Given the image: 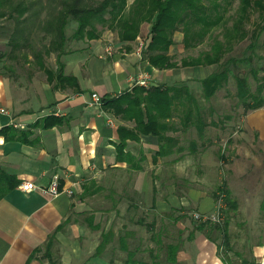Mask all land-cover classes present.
Listing matches in <instances>:
<instances>
[{
    "label": "crops",
    "instance_id": "0c3cea01",
    "mask_svg": "<svg viewBox=\"0 0 264 264\" xmlns=\"http://www.w3.org/2000/svg\"><path fill=\"white\" fill-rule=\"evenodd\" d=\"M130 43L108 29L85 47L66 53L64 73L76 78L75 87L71 82L50 83L39 72H7L4 64L0 68V106L9 111L0 114V264H113L108 245L95 254L101 232L110 225L102 229L103 210L93 208L90 199L111 186L109 182H114L118 194L115 210L133 196L139 212L146 210L144 218L170 208L166 199L154 197L151 175L158 173L164 159L154 160L156 139L127 140L130 152L137 155L142 148L145 155L141 169L128 168L116 160L117 126L123 122L103 104L90 103L92 92L117 95L131 88V76L141 71L162 82L166 73H172L150 66ZM47 116L53 118L45 120ZM54 173L60 176L61 192L56 196L39 189ZM25 180L35 187L22 190ZM187 194L186 205L192 202L200 214L213 213L200 212L213 204L201 191L190 189ZM165 221L160 218L161 224ZM147 233L138 229L127 239L128 248L135 243L151 246ZM118 235L115 250L123 258L127 251L119 246ZM217 243L195 231L176 259L180 264H227ZM245 247L252 258L247 264H264V242L247 238Z\"/></svg>",
    "mask_w": 264,
    "mask_h": 264
},
{
    "label": "rangeland",
    "instance_id": "374dc122",
    "mask_svg": "<svg viewBox=\"0 0 264 264\" xmlns=\"http://www.w3.org/2000/svg\"><path fill=\"white\" fill-rule=\"evenodd\" d=\"M132 1L127 0V3L130 5ZM57 2L58 0L3 1V5L0 7L4 12V15L0 16V68L4 64L7 72L9 69L21 73L31 71V73L39 72L44 76L45 72L38 67V60L35 58L38 54L39 61L43 62L46 67L56 68L57 52H45L50 35L44 32L42 23L50 13H54L52 11ZM199 2L209 8L210 12L213 10L220 12V21L213 28H203L202 34L205 37L201 43H194V40L199 37L202 28H198L196 25L191 26L187 39L190 40L188 45L191 43L189 46L182 42L183 33L179 29L180 26L175 28L171 36L169 35L172 43L167 47V54L170 56V61L173 62L168 69L172 70V73L165 74L164 82L160 79L150 78L147 87L162 83L187 85L200 103V112L206 126L201 137L194 125L189 124L186 127L180 125L179 118L182 114L172 118L177 130H169L167 134L176 135L177 143L181 147L180 150H175L163 157L159 170L156 171L158 172L156 173L157 177L154 176L155 174L151 175L155 186L154 197L166 199L167 206L170 207L167 210L168 214L172 216L181 214V217L176 221H165L168 222L166 226L170 229L175 230V226L180 228L181 235L191 231L198 222L195 221L196 218L193 217L192 212H199V210L193 206L192 202L188 205L185 204L184 198L188 196L187 191L190 189L201 191L202 196L207 197L213 204L207 210L200 212L215 214L217 212V216L211 222L217 223L221 228L224 227L223 222L228 221L226 230L232 250L227 249L225 242L223 243L221 232L219 233L217 229L212 230L213 237L219 238L221 244L219 253L222 257L227 256V264H245L242 263L241 258L247 264L252 259L245 247L247 238L254 242H264V208L261 207L264 199V88L261 93L263 96L262 105L256 109H248L245 113V108L236 95L233 74L246 76L250 90L254 91L257 83L254 73L257 74V77L263 73L264 0H248L247 7H244L245 12H242L243 2L240 3V0H200ZM146 5L147 7L140 8V12L148 13L139 18L136 36L128 40L134 51L139 39L147 45L152 37L151 16L154 12L152 0H149ZM174 6L181 7L182 3L176 1ZM21 8H25L22 16L18 14V10ZM74 26H76V22L69 19L65 26L67 37L71 36ZM224 26L232 28L233 33H237L241 29L245 30L246 36L238 37L235 34L231 37V48L224 54L223 59L227 57L237 59L234 64L230 65L233 74L228 76L227 83L211 97L204 98L201 94L200 79L213 70L219 69L220 66L203 63L184 67L180 65V62L185 58L195 57L209 50L212 38L206 36L207 33L215 34L222 41ZM95 27L98 29L99 37L104 30H111L106 25L99 23ZM251 31H258V36L252 37ZM92 39L70 40L68 49L74 51L85 47ZM12 41H16L17 45L15 46ZM250 42H253V46L249 45ZM156 44L155 50L164 47L159 41ZM152 52L154 51L152 50ZM148 54H151V51L144 48L141 57L147 60ZM64 55L65 53L61 55L60 60H63ZM174 72L177 75H174ZM111 113L116 119L123 122L121 125L126 128L133 127L134 124L127 123L131 122V119L120 118L119 115ZM108 184L111 186L97 192L98 194L90 199L93 208H102L103 210L102 229L109 224L114 232L113 241L107 245L113 264H119L125 255L122 258L118 255L120 251L115 250L116 234L124 227L134 233L138 229L144 231V226H141L136 220L145 217L146 210L139 212L138 207H134L135 196H133V200L124 198V202L120 203L115 210L113 202L118 194L114 191V182ZM218 187L229 189L231 198L237 202L236 208H230L223 202V198L217 190ZM171 207L176 208V211L174 209L170 211ZM160 215L162 213L153 211L144 219L153 218L158 227ZM206 216L211 217L209 214ZM164 219H167V216ZM176 235L177 232L173 231V238ZM171 239L169 236L168 240ZM166 241L167 239L164 242ZM158 253L157 260L160 264H171L165 261V250L160 249ZM142 260L147 262L151 261V258L145 252L142 254ZM174 264L180 263L177 261Z\"/></svg>",
    "mask_w": 264,
    "mask_h": 264
},
{
    "label": "trees",
    "instance_id": "16d2710c",
    "mask_svg": "<svg viewBox=\"0 0 264 264\" xmlns=\"http://www.w3.org/2000/svg\"><path fill=\"white\" fill-rule=\"evenodd\" d=\"M4 0H0V7H2ZM149 0H133L129 5L127 0H58L53 8L54 13H50L45 20H43L42 27L47 35H50L48 46L45 48V52L56 51V68L51 69L39 61V54L35 56L38 60L37 64L39 68H42L45 72L48 82L55 84L58 82H65L77 86V80L73 75H67L64 73V63L60 60L62 54L71 52L68 46L69 41L78 40L82 38L92 39L99 37L96 24H103L117 32L118 38L122 41H128L136 36L137 23L139 18L144 16L148 12H140L141 7H147ZM180 1L181 7H175L174 3ZM200 0H152L154 12L151 16V32L152 37L150 41L145 45L151 54H148L147 61L150 66L158 69H168L172 66L170 56L167 54V47L172 43L170 39L171 34L180 26V30L183 33L182 42L188 45L190 40L189 29L191 26L196 25L198 28H202L199 32V37L194 40L195 42H202L205 35L203 28H213L220 21V12H210V9L202 5ZM243 2V3H242ZM242 3V12H245L244 7H247L248 0H240ZM240 7V8H241ZM180 8V9H179ZM214 8V7H213ZM25 8L18 10V14L22 16ZM208 11V12H207ZM4 12L0 9V16H3ZM19 16V17H20ZM76 22V26L71 34L67 37L65 26L68 20ZM222 41L217 38L215 34L207 33L211 39L210 48L206 52L200 53L195 57L185 58L180 62V65L186 67L187 65L196 66L199 64H217L219 69L213 70L206 76L200 79L201 94L204 98L211 97L218 89L227 83L228 76L233 74L232 67L230 66L237 59L233 57H227L223 59L224 54L231 48L230 39L233 35L237 34L238 37L246 36L245 30H238L237 33H233L232 28L223 27ZM258 31H251L252 37H257ZM170 35V36H169ZM164 45L162 48L155 50L156 42ZM13 44L16 41H12ZM264 44V37L262 39ZM17 44H15L16 46ZM249 45L253 46V42ZM70 50V51H69ZM152 50L154 52H152ZM263 73L257 77L254 73V77L257 79L255 90L252 91L249 88V84L246 76H240L233 74V78L236 84V95L243 104L246 110L256 109L263 103V96L261 95L264 88V68ZM103 108L113 112L115 115H119L120 118L127 117L133 121V127L126 128L123 125L117 126L118 142L115 143L116 148V160L117 162H124L130 169H141V162L144 160L145 155L143 149L138 150V154L135 155L127 149V140L133 139L139 140L141 136H152L156 139L157 145L154 149V160L159 157L162 158L174 152L180 150L177 143V136L167 134L169 130H177V126L172 121L174 116H179L180 125L186 127L192 124L197 129L199 135L203 136V132L206 126V122L200 112V103L193 91L185 84H166L147 87L141 85H133L131 88L120 92L117 95L101 96ZM181 109V110H180ZM52 119L53 116H47L44 119ZM157 177V174L154 175ZM155 187V186H154ZM223 202L230 208H236L237 202L231 198L230 191L224 187H218L217 189ZM126 195V194H124ZM116 200L113 202V207L116 206ZM135 205V204H133ZM137 207V206H134ZM261 207L264 208V199L261 203ZM116 208V207H115ZM176 208L171 207L170 211ZM179 210V209H178ZM182 212V211H181ZM193 213V212H192ZM181 215V214H180ZM175 214L174 216L167 212L162 213L160 218L167 216L166 221H176L181 216ZM91 219V218H90ZM198 221L191 231L187 234L180 235V228L175 226V230L166 226V223H160L157 227L155 220L146 221L143 218L136 220L142 226L145 231L148 232L149 240L152 245L142 248V243L134 244L131 248H128L129 242L127 239L133 237L135 233L132 230H128L125 227L118 235V243L122 249L127 251L125 258H123L120 264H160L157 257L159 255L158 250H165V261L171 264L177 262L176 255L183 243L186 240H190L194 237L195 231L204 232L205 236L217 243L220 247L219 238H214L212 234L213 229H217L221 232L222 241L225 242L227 249L232 250V246L229 243V235L227 233V220L223 223V228L218 226L217 223L211 222L210 219L200 218L195 219ZM172 224L171 222H169ZM169 225V224H168ZM93 228H98L99 225L92 224ZM223 230V231H221ZM177 232V235L173 238L172 232ZM171 236V240H168ZM114 232L109 227L107 230L101 232V238L96 246L95 254H98L105 248V246L113 241ZM167 239L166 242H164ZM148 253L151 261L142 260V254ZM239 254V253H237ZM226 262L227 256L222 257ZM242 259V258H241ZM243 260V259H242Z\"/></svg>",
    "mask_w": 264,
    "mask_h": 264
},
{
    "label": "built area",
    "instance_id": "2783aa9c",
    "mask_svg": "<svg viewBox=\"0 0 264 264\" xmlns=\"http://www.w3.org/2000/svg\"><path fill=\"white\" fill-rule=\"evenodd\" d=\"M145 45L146 44L144 43V41L139 39L138 43L136 45V48H135V53L138 54L139 56H141L142 51L145 48ZM150 78H151V76L147 71H141V72L131 76V81H132L133 85L137 84V85H141V86H148ZM90 103L91 104H97V105L102 104L101 96L97 92H92ZM8 113H9V111L7 108L0 106V114H8ZM59 177L60 176L58 173H54L51 176L49 183L46 186L39 187V189L43 193H49L53 196L58 195L61 192L60 185H59ZM20 187L24 191H29L35 187V184L31 181L25 180L24 182H22L20 184ZM216 214H217V212H216ZM216 214L211 213V214H209L211 217H209V216H206L205 214H200V213L195 212V211L192 213L193 217L196 219L200 218L201 215H203V218H207L210 220L215 219V217L217 216Z\"/></svg>",
    "mask_w": 264,
    "mask_h": 264
}]
</instances>
